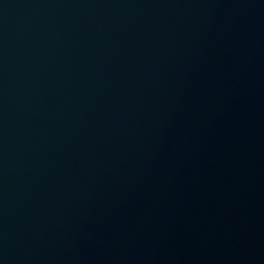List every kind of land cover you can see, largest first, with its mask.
Returning a JSON list of instances; mask_svg holds the SVG:
<instances>
[{"label":"water","instance_id":"water-1","mask_svg":"<svg viewBox=\"0 0 264 264\" xmlns=\"http://www.w3.org/2000/svg\"><path fill=\"white\" fill-rule=\"evenodd\" d=\"M0 264H264V0H0Z\"/></svg>","mask_w":264,"mask_h":264}]
</instances>
